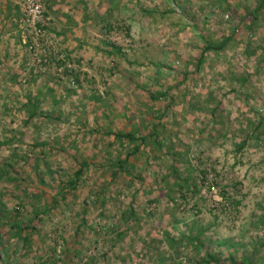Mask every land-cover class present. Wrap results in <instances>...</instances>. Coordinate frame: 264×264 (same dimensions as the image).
Here are the masks:
<instances>
[{
    "label": "rangeland",
    "instance_id": "rangeland-1",
    "mask_svg": "<svg viewBox=\"0 0 264 264\" xmlns=\"http://www.w3.org/2000/svg\"><path fill=\"white\" fill-rule=\"evenodd\" d=\"M49 1L56 0H43L49 47L40 42L29 52L17 0H0L10 33L0 62V264H62L58 234L74 233L83 199L94 230L103 211L114 226L101 236L82 227L73 247L84 260L100 262L108 251L106 264H192L210 251L220 264H264V9L247 29L259 0H76L80 14L65 29L47 18L57 12ZM232 32L224 50L199 61L206 42ZM32 99L37 117L25 125ZM152 125L163 148L147 138L115 174L112 166L140 142L111 133L145 135ZM175 152L180 175L200 187L181 198L175 186L170 202L162 178ZM81 161L90 168L66 196L60 179L73 178ZM60 194L65 199L42 212ZM129 205L133 218L121 216ZM36 212L35 229L10 236L11 222L26 225ZM120 228L112 249L109 235ZM165 232L193 233L202 246L179 248Z\"/></svg>",
    "mask_w": 264,
    "mask_h": 264
},
{
    "label": "trees",
    "instance_id": "trees-1",
    "mask_svg": "<svg viewBox=\"0 0 264 264\" xmlns=\"http://www.w3.org/2000/svg\"><path fill=\"white\" fill-rule=\"evenodd\" d=\"M6 2H7V0H6ZM263 9H264V0H259L258 3H256V7H254V9L252 11L253 17L251 18L250 22H248V24H247V29L249 31H254V25L256 22L257 15ZM247 15H251V14L250 13L245 14V16H246L245 18L248 19ZM245 18L242 17L241 20H245ZM5 20H6V17H5ZM232 35H233V32L228 37H225L216 43H212L210 41L206 42L204 45V48L200 54L199 61L201 60V58L204 56L205 52H207V51L218 52V51L224 50L226 48V46L228 45L230 39L232 38ZM248 42L249 43H247V44L252 43L251 37H249ZM245 49H246V53L249 54V51H248L249 46L248 45ZM255 51H256V49L254 51H250V53L254 54ZM36 103H37L36 100H33V99L28 101V103H27L28 104V109H27L28 115H27V119L24 122L25 125L28 124L32 118L37 117V113H36L37 104ZM23 106L25 107L27 105H23ZM150 130L151 131L146 132L145 135H135L134 132H121V131H115V132L111 133L115 138H118L119 140H122V141H134V139H138L140 142L139 145L133 146V149L130 150L129 152H127L123 159L118 160L116 162L115 166H112V167H114V173L115 174L124 173L126 171V166H127V163L129 161L130 157L139 151L140 146L143 145L144 143H146L147 138L151 137V139H150V140H152L151 148H153V149H155V147L163 148V145L159 141V137H158V134L156 131V125H152ZM244 146H245V141H242L237 145V149H242ZM177 155H178V152H175L173 155L170 156L171 163L168 166L169 169L166 168V170H167L166 174L167 173L168 174L167 175L165 174L166 176L162 178L163 183H165V186L163 189V191L165 193L162 196L165 197L170 202L173 201V197L171 196V193H173L172 189H174L175 186L178 187V193H180L179 195L181 196V198H186L187 195H190V194L194 196L195 193H197L199 191V187H200L199 185L196 184L197 179H195V177H187V175L186 176L180 175L179 169L176 166V164L179 163V162H177L178 158L177 159L174 158ZM199 163L204 164V162H199ZM200 164H198L199 167L197 169V172H198V174L199 173L202 174V176L201 175L200 176L202 179H204V178H206L205 177L206 170L204 168L201 169ZM88 168H90V163H86L85 161H81L79 164H77V166L73 172V178L68 179V180L67 179L64 180V179L59 178L60 181L63 182V185L68 187L69 191L66 194V196H68L70 193H72V191H74L77 188L80 177L84 174L85 171H88ZM7 169L11 171V168L8 165L6 166V170ZM47 170L49 171V168ZM209 184H211V182H209ZM209 188H211V187L209 186ZM58 196L56 198L52 199V205H47V207H45L42 212L51 211V208H56L57 205L65 199V196H63V194H60ZM219 196L223 200L228 201V197H227V194L225 191L220 192ZM89 202H90V199H83V201L81 203L82 208H81V211L79 213L81 215V218H80V222H78V224L74 228V233L71 235H69L68 233H65V232L58 234V237L62 240V243L64 245V248L61 250V253H60V258L62 259V264H99V263L100 264H106V261L108 258V251L104 252V253L102 252L101 255L98 256L100 262L99 261L97 262L96 258H88V259L84 260V258L81 256L82 254H79L77 252L76 248L73 247L74 242H76L77 234H78V232L81 231L82 227L86 228V229L88 228V230L90 232H92V233L94 232V233H96V235H100V236L101 235H107L114 228V226L111 223L109 225L105 224L104 220L106 221L107 219L105 217H103L104 211L102 213H99V216L95 217V219H97V222H95L94 224L95 225L100 224V228H98L97 231L94 230L95 227H93L91 224L87 223V217L89 215L87 213V208H88L87 205ZM2 208H3V206H1V204H0V214L4 213ZM134 211H135L134 207L132 205H129L126 210H123L121 212V216H125L127 214L128 218L129 217L133 218L135 215ZM102 219H104V220L102 221ZM40 220H41L40 213L36 212L30 218L29 223L26 225L21 226L16 221L11 222L9 225V230H10L9 233H11L10 236H12L13 234H16L18 236V233L23 231V230L35 229ZM122 230L126 231V229L120 228V230L115 232L113 235H109L110 240H111V246H112L111 248L112 249H113V247L116 248L117 241L121 237ZM162 236L165 238V240L176 242L179 245V248H181L183 246V243H186L187 245L193 244V246H197L199 248H200V246H202V244L199 243V237L194 236L193 233L182 232L180 234V237L177 238L174 236H170V234L165 232V233H162ZM83 248H84V246H83ZM138 249H139V252H142L143 246L138 247ZM81 252H83V249ZM203 252H204L203 258L200 259L199 261H193L192 264H220L219 258L216 254H214V252L213 253H211L210 251L206 252V253H205V251H203ZM121 253L127 254L125 249L124 250L122 249ZM114 254H115V250H114ZM146 256L148 258H150L148 252L146 253ZM132 261H133V259H125V262H123V260L120 258H118V260H117V262L119 264H130ZM237 261L238 260H236L235 264H240ZM51 264H56V263L52 262Z\"/></svg>",
    "mask_w": 264,
    "mask_h": 264
},
{
    "label": "built area",
    "instance_id": "built-area-1",
    "mask_svg": "<svg viewBox=\"0 0 264 264\" xmlns=\"http://www.w3.org/2000/svg\"><path fill=\"white\" fill-rule=\"evenodd\" d=\"M16 3L20 13L17 22L21 43L28 47L29 52H34L36 48L42 47V45H47L48 49L49 38L42 30L45 20L43 0H17ZM45 39L46 41H44ZM40 42H43L42 45Z\"/></svg>",
    "mask_w": 264,
    "mask_h": 264
},
{
    "label": "crops",
    "instance_id": "crops-1",
    "mask_svg": "<svg viewBox=\"0 0 264 264\" xmlns=\"http://www.w3.org/2000/svg\"><path fill=\"white\" fill-rule=\"evenodd\" d=\"M56 2H54V1L48 2V6L50 7V9H51V7H52V9L56 8L57 12L49 14V16L47 18L49 20H51V22L57 23V24H58V21L64 22L65 23L64 29H65L66 24H68L69 22H72V21H74V22L77 21L75 19L76 18L75 14H77V16H78L80 14L79 13L80 9H79V6H78L76 0H56ZM8 15H9V10L8 9L5 10L4 7L0 6V62L3 61V54L5 52H7V49L5 47H3L1 41L4 39V37H3L4 35L8 37V35L10 34V33H8V31H7L8 28L6 27V26H8ZM5 17H6V20H5ZM64 31H65V33L64 34L62 33L63 36H72L73 35L70 32L71 30H69V31L63 30L62 32H64ZM2 37H3V39H2ZM10 50H12V49L10 48Z\"/></svg>",
    "mask_w": 264,
    "mask_h": 264
}]
</instances>
